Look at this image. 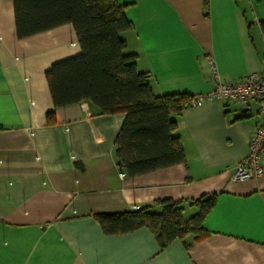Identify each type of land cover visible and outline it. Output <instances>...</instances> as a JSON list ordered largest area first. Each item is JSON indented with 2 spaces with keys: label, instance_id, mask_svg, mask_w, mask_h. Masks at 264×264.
I'll return each mask as SVG.
<instances>
[{
  "label": "crops",
  "instance_id": "obj_1",
  "mask_svg": "<svg viewBox=\"0 0 264 264\" xmlns=\"http://www.w3.org/2000/svg\"><path fill=\"white\" fill-rule=\"evenodd\" d=\"M117 1L133 24L126 51L157 95L210 92V59L225 83L264 73V0ZM81 52L71 23L19 38L14 4L0 0V264H264V174L233 180L262 122L259 103L182 110L186 162L129 177L114 153L125 114L91 101L55 108L46 72ZM204 195L216 199L199 242L188 234L162 248L147 227L108 234L96 217L164 200L191 216Z\"/></svg>",
  "mask_w": 264,
  "mask_h": 264
},
{
  "label": "trees",
  "instance_id": "obj_2",
  "mask_svg": "<svg viewBox=\"0 0 264 264\" xmlns=\"http://www.w3.org/2000/svg\"><path fill=\"white\" fill-rule=\"evenodd\" d=\"M19 38H27L65 24H73L81 54L54 63L46 72L55 108L91 101L103 114H125L117 137L115 156L119 169L129 177L186 162L174 115L193 96L157 95L151 74L137 66V55L128 53L122 34L133 29L126 5L117 0H11ZM56 123L55 111L47 113ZM216 195H204L192 205L198 213L187 217L182 201L164 200L160 210L146 207L135 212L99 214L104 232L120 234L149 228L162 248L188 234L199 242L210 235L203 227Z\"/></svg>",
  "mask_w": 264,
  "mask_h": 264
},
{
  "label": "built area",
  "instance_id": "obj_3",
  "mask_svg": "<svg viewBox=\"0 0 264 264\" xmlns=\"http://www.w3.org/2000/svg\"><path fill=\"white\" fill-rule=\"evenodd\" d=\"M214 85L208 93H198L193 96L191 102L185 106L200 107L206 102L215 99L235 100L246 102L254 100L259 103V112L262 115V122L252 134L250 140V154L246 159L235 166L233 180L244 182L253 179H259L264 174V73L255 72L237 83H225L221 80L213 59Z\"/></svg>",
  "mask_w": 264,
  "mask_h": 264
},
{
  "label": "rangeland",
  "instance_id": "obj_4",
  "mask_svg": "<svg viewBox=\"0 0 264 264\" xmlns=\"http://www.w3.org/2000/svg\"><path fill=\"white\" fill-rule=\"evenodd\" d=\"M190 212V211H189ZM192 212V211H191ZM185 214V216H187V217H190V215H189V213H184ZM192 216V215H191Z\"/></svg>",
  "mask_w": 264,
  "mask_h": 264
}]
</instances>
